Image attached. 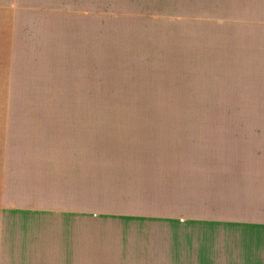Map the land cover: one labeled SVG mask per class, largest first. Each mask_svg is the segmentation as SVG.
Segmentation results:
<instances>
[{"label":"crops","instance_id":"1","mask_svg":"<svg viewBox=\"0 0 264 264\" xmlns=\"http://www.w3.org/2000/svg\"><path fill=\"white\" fill-rule=\"evenodd\" d=\"M27 3L89 22L160 12ZM172 15L207 122H0V264H196L182 240L202 227L264 231V0H172Z\"/></svg>","mask_w":264,"mask_h":264},{"label":"rangeland","instance_id":"2","mask_svg":"<svg viewBox=\"0 0 264 264\" xmlns=\"http://www.w3.org/2000/svg\"><path fill=\"white\" fill-rule=\"evenodd\" d=\"M29 1L0 7V122H207L196 68L180 69L173 45L172 0H149L160 12L136 23L45 16ZM202 228L182 240L196 264H264V231Z\"/></svg>","mask_w":264,"mask_h":264}]
</instances>
